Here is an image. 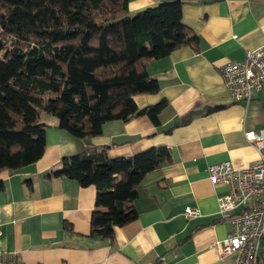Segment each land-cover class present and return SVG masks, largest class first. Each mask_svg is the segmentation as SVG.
Masks as SVG:
<instances>
[{
  "label": "crops",
  "instance_id": "1",
  "mask_svg": "<svg viewBox=\"0 0 264 264\" xmlns=\"http://www.w3.org/2000/svg\"><path fill=\"white\" fill-rule=\"evenodd\" d=\"M162 1L131 0L129 10ZM183 22L197 42L152 61L148 71L160 90L135 97L140 109L166 100L159 126L141 116L76 139L57 127L55 117L42 115V158L0 175V252L6 258L28 264H235L234 256L221 255L233 231L218 215V198L228 188L212 183L208 167L231 161L245 168L258 160L245 132L264 129V87L249 103L233 102L221 69L264 46V0H189ZM107 146L111 158L154 148L171 157L147 174L134 202L138 217L117 228L113 242L89 237L97 189L53 174L64 157ZM188 207L201 216L186 219ZM257 264H264V240Z\"/></svg>",
  "mask_w": 264,
  "mask_h": 264
},
{
  "label": "trees",
  "instance_id": "2",
  "mask_svg": "<svg viewBox=\"0 0 264 264\" xmlns=\"http://www.w3.org/2000/svg\"><path fill=\"white\" fill-rule=\"evenodd\" d=\"M130 1L0 0V175L42 158V115L76 139L141 116L159 126L166 100L143 109L135 101L160 90L149 64L198 37L183 22L189 0L134 15ZM170 158L165 148L111 158L108 146L92 147L64 157L53 174L97 189L89 237L113 242L115 230L138 217L134 202L147 174Z\"/></svg>",
  "mask_w": 264,
  "mask_h": 264
},
{
  "label": "built area",
  "instance_id": "3",
  "mask_svg": "<svg viewBox=\"0 0 264 264\" xmlns=\"http://www.w3.org/2000/svg\"><path fill=\"white\" fill-rule=\"evenodd\" d=\"M224 86L236 103H249L264 87V46L248 50L245 59L227 62L221 69ZM245 138L258 152V160L245 168L231 161L208 167L214 185H225L228 193L218 198L221 220H228L233 231L222 242L221 255L234 256L235 264H257L260 243L264 240V129L246 131ZM186 219L201 216L198 209L188 207ZM0 264H28L6 258L0 252Z\"/></svg>",
  "mask_w": 264,
  "mask_h": 264
},
{
  "label": "rangeland",
  "instance_id": "4",
  "mask_svg": "<svg viewBox=\"0 0 264 264\" xmlns=\"http://www.w3.org/2000/svg\"><path fill=\"white\" fill-rule=\"evenodd\" d=\"M130 7L133 8V5L130 6ZM145 8H142V9H140V8H134V9H130L129 12H130V14H133L134 15V14L140 12V11H143V9H145Z\"/></svg>",
  "mask_w": 264,
  "mask_h": 264
}]
</instances>
